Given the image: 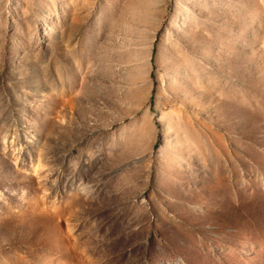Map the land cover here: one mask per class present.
<instances>
[{"label": "rangeland", "instance_id": "1", "mask_svg": "<svg viewBox=\"0 0 264 264\" xmlns=\"http://www.w3.org/2000/svg\"><path fill=\"white\" fill-rule=\"evenodd\" d=\"M0 264H264V0H0Z\"/></svg>", "mask_w": 264, "mask_h": 264}]
</instances>
